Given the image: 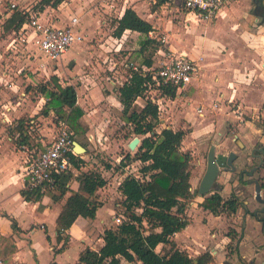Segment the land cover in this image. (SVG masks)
<instances>
[{"label":"rangeland","instance_id":"374dc122","mask_svg":"<svg viewBox=\"0 0 264 264\" xmlns=\"http://www.w3.org/2000/svg\"><path fill=\"white\" fill-rule=\"evenodd\" d=\"M39 1L25 0L24 4L33 8L38 6ZM94 2L95 0H62L61 5H58L59 8L54 7V10H50L42 18L52 22L59 18L68 19L74 15L79 17L80 23L77 29L81 28L84 39L82 43L72 47L71 53L55 62L45 60L30 42L22 43V45L17 43L18 48L23 50L21 61H16L21 65L15 66L17 63H11L7 69L5 66H0L3 68L0 69V129L3 128L2 132L11 136V133L16 131L19 118H24L23 127L27 133L30 131L35 136L39 135L44 142H47L52 136L56 117L53 111L47 115L42 113L47 100L42 87L52 86V75L58 76L62 86L67 83L73 84L85 116L82 117L83 121L80 119L85 132L78 135L76 139L86 146V151L79 153L83 160L82 166L71 172L70 179L77 180V176L80 177L83 172L100 173L106 180V184L97 189L98 199L105 203L111 202L115 208L112 216L122 215L124 219L126 215L121 204L123 195L118 187L120 174L128 171L139 174L144 163L138 160L136 154L138 146L134 149L128 147V142L137 135L133 131V125L126 118L131 109L123 113V104L121 102L120 105L116 104L115 97L119 99L117 88L130 71L128 69L130 63L134 61L139 65L148 58L153 62L160 54L157 53V49L167 52L168 49L164 46L167 41H171L175 47L183 44L185 50L193 54L203 49L208 58V75L205 72L204 81L208 79L211 89H206L208 83H204L198 96H194L192 103L199 104L204 115H197L194 106H188L187 98L183 95L174 102L166 104L160 112L157 130L167 126L186 131L182 149L191 153L190 171L194 176L199 177V180L205 171L206 155L211 144L216 147V158L221 170L227 166L228 153L236 152L237 157L233 161L236 169L221 171L211 192L222 189V192L225 190L228 196L231 191H234L240 202H245L246 198L251 196L254 199V186L248 180L258 179L259 182L262 181L261 187L264 186V154L260 150L264 147V101L252 95L249 92L251 90L245 87L247 89L245 92H249V95L246 101L242 102L239 89L237 86L232 88L230 82L257 87L260 81L255 76L262 68L263 56L257 51L252 56L248 47L264 48L263 39L260 40L255 35L263 29L252 19L243 24L254 34L247 33L237 24L224 27L216 34L219 30L210 29L211 23L208 28L202 22L192 25L187 23L188 12L182 7H174L171 11L170 6L161 9L156 4H148L147 0H135L133 5L141 9L148 8L149 19L151 18L150 20L158 26L155 30L157 33L152 34L156 36L153 38L154 42L148 44L140 53L138 52L140 42L146 37L142 38L141 35L131 31H125V35L120 37L114 36V12L112 11V15H109L110 11L103 13V18L99 12L92 11ZM9 3V0H0V10L3 13L6 12L3 11L4 8L10 7ZM117 3L118 8L124 5L123 0H117ZM12 36H14L13 33L5 39L4 36L0 37L1 46L6 44L9 46ZM161 45L166 50H163ZM44 60L45 65H39V62ZM245 74L246 78H249L251 74L254 76L248 80L244 78ZM218 77L224 87L225 84L231 85L230 92L233 95L225 93L224 97L218 96V91L212 87L215 86L214 82ZM237 94V101L235 99L230 101L231 96H237ZM145 96H141L142 99L136 98L133 107H141L146 100ZM240 101L242 105L253 106L252 103L258 105L261 102L262 105L249 110L245 106L240 108ZM242 107L247 111H243ZM37 111L41 119L32 115ZM91 127L93 131L88 133ZM86 134H89L91 140ZM138 137L141 139L143 136ZM237 139L242 145L237 143ZM140 141L137 145L141 143ZM259 156L263 158L261 166L252 175L243 172L240 176L241 170L248 171L252 166L259 164ZM114 218L113 225H115ZM233 230V227L228 228V233L232 236Z\"/></svg>","mask_w":264,"mask_h":264},{"label":"crops","instance_id":"0c3cea01","mask_svg":"<svg viewBox=\"0 0 264 264\" xmlns=\"http://www.w3.org/2000/svg\"><path fill=\"white\" fill-rule=\"evenodd\" d=\"M123 1L124 5L118 8L117 0H95L92 11L99 12L102 17L103 13L110 11L109 15H112L113 11L116 27L117 20L122 16L124 10L126 8H131L139 17L150 22L153 29L149 31L148 34H142L135 30L125 29L121 35H125V31H131L141 35L142 38H155L156 36L154 37L152 34L154 32L157 33L155 30L158 28V26L150 20L151 18L149 19V16L147 15L148 8L143 7L141 9L133 5V1L135 0ZM9 2V4L14 3L16 7L4 8L3 11H6L4 13L0 10V37L4 36V39L7 38L8 35H10L13 31H4L2 29V23L4 20H6L12 14V12L17 9H32L31 6L29 7L24 4L25 0H9ZM61 2L56 6L58 7V5H61ZM179 2L180 0H166L161 4H157V0H147L148 4H156L157 6L161 7V9L170 6L171 11H173L174 7H180ZM34 3H36V1ZM171 4L173 5L171 6ZM56 6L44 5V8L40 10L42 17H44L50 10H54V7ZM37 7L38 6H33L34 9H38ZM261 7L263 10L259 9L260 7H258L256 4V0H233L229 2L224 8H222L216 18L210 21L200 20L192 13L188 12V20L186 22L191 25L193 23L202 22L203 24L207 25V28L211 23L210 29L219 30L216 31V34L221 32L224 27L237 24L243 30L245 29L247 33L249 32L250 34H254L251 29H246L243 24L253 19L256 24L263 29L262 32L255 35L260 40L263 39L262 41L264 42V20H260V15H264V6L261 5ZM100 9L101 11H99ZM149 14L152 15L150 12ZM71 17L68 19L59 18L58 20L56 19L52 22L49 20L48 21L56 26H63L69 22ZM75 30L79 33V35L82 36V39L80 41L74 42L63 56L71 53L70 50L73 49L72 47L82 43L84 39L81 28L77 29L76 26ZM164 46L168 50L186 54L187 56L196 59L199 62L201 66L200 75L192 80L184 96L187 98L188 106H194L195 113L197 115H204L203 109L201 107L202 113L199 114L197 111L199 104L195 105L192 103L194 96H198L204 83H208V85L206 84V89H211L208 79L206 82L204 81L205 72L206 75H208V58L204 54V50H198L197 53L193 54L192 52H187L183 44L175 47L171 41H167ZM18 47L19 45H17V47L14 49H10L7 44L6 46H1L0 44V50H2V52L0 51V66H5L7 69L11 63L16 64L18 61H21L20 57L22 56L21 53H23V50ZM162 47L163 46L161 45V48ZM165 47H163V50ZM248 48V51L249 53H252V56H254L256 53L255 51L261 53L263 56L262 68L260 72H257V76H255L260 82L257 83L256 88L250 85V87L246 86L245 84L240 85L234 81L230 82L232 85L230 86L232 88H236L237 86L240 91V99L242 102L246 101V97H248L249 92H251V94L256 97H260L261 100L264 101V48ZM158 50L160 49H157V51ZM132 63H134V61ZM20 65L21 63L19 62L15 66ZM140 65L146 64L143 62L139 64V66ZM0 69L2 70L3 68ZM253 76L251 74L249 78H246L245 74L244 78L250 80ZM214 85L215 86L212 87H214L215 91H218L219 97H224L225 93H231L230 86L225 84L226 86L224 87L223 82L220 83L219 77L217 80H215ZM245 87H248L251 91L248 93L245 92V90H247ZM119 88L120 86L117 88L118 93ZM254 88L258 90H256L258 93L254 91ZM231 97L232 98L230 101L234 99L237 101L236 97H238V94L237 96L234 95ZM116 98L117 97H115L116 104L120 105L119 99ZM138 98L142 99L141 96H138L137 99ZM241 101L239 103V107L241 108V106H245L247 109L249 108V110L258 108L260 104L262 105L261 101V103H258V105L252 103L253 106H250L251 104L242 105ZM77 104L82 107L78 98ZM202 105L205 106L204 104ZM246 108L242 107L243 111H247ZM32 115H36L38 119H41L38 111ZM82 117H85L84 113ZM82 117L80 118L81 121H83ZM50 129L52 130V128ZM173 129H175V127H173ZM2 130L3 128L0 129V237H10L16 247L14 252L9 257L10 264H74L78 261L81 251H83L85 248L88 247L92 250L98 251L104 244V229L114 226L113 217L116 216H112V213L115 212V208L112 206V203L103 202V205L98 207L94 218L78 216L68 229L60 233L59 237L57 217L65 203L67 196L70 195L72 191H77L79 189V182L76 179H69L66 184L69 190H67L64 195H58L57 192H54L41 195V197L36 201L25 199L23 194L25 188L18 174V169L22 164L24 155L23 149L21 148L22 144H18V138L14 136L16 132H12L10 136L6 133H3ZM91 130L93 131V127H91L87 132L89 133ZM30 135L32 134L30 133ZM29 140L31 143L36 141V139L34 140L32 136H30ZM120 176L121 177L118 182L119 185L126 177L123 173H121ZM199 181V177L194 176L191 173L190 190L193 194V197L188 201L183 212L181 213L183 218L187 220V225L171 236V239L174 240L176 244V248L187 252L189 257L193 258L194 262H196L197 257L201 253L208 251L212 256V261L209 264H264V221L262 220L264 218V203L257 201L255 198L253 199L251 196L247 197L245 202H242V204L233 214H227L226 212L217 215L213 214L210 210L203 208L200 204L206 195H199ZM251 184L254 186L253 183ZM263 187H261L262 198H264ZM216 191H220L223 197L228 194L225 193V190L222 192V189H216ZM253 196L255 197V194ZM229 227H233L234 229L233 236L232 234L228 233ZM161 247L162 245L159 244L156 249L159 250ZM0 261L2 264L5 263V261L1 259V255ZM118 264L142 263L138 260L127 261L124 258H120Z\"/></svg>","mask_w":264,"mask_h":264},{"label":"trees","instance_id":"16d2710c","mask_svg":"<svg viewBox=\"0 0 264 264\" xmlns=\"http://www.w3.org/2000/svg\"><path fill=\"white\" fill-rule=\"evenodd\" d=\"M62 0H40L38 9L44 5L56 6ZM166 0H157L161 4ZM25 14L15 10L2 23L4 31L18 30L22 25ZM125 29L135 30L142 34L151 31L152 24L141 17L131 8H126L117 20L114 36L120 37ZM153 38L146 37L140 42L138 52L153 43ZM144 63L149 66L152 61L148 58ZM149 76L141 71H133L131 78L119 88V101L123 104V113L127 109L131 112L126 117L133 125L137 136L142 135L136 154L144 164L141 173L148 174V179H140L134 175H127L119 185L123 195L121 204L124 208V218L121 223L105 228L103 232L104 244L98 251L85 248L74 264H118L120 258L127 261H140L142 264H209L212 256L208 251L201 253L196 262L187 252L176 248L171 236L187 225V220L181 213L185 205L193 197L190 190V162L192 155L182 149V141L186 134L183 129L163 127L157 130L159 124L158 109L155 103L146 99L141 107H133L138 96H142L146 89ZM52 86H43L44 96L47 98L42 113L47 115L53 111L56 119L67 122L76 137L85 132L80 118L84 110L77 104L75 87L71 84L61 85L58 76H51ZM167 94L173 96L170 88ZM55 120V121H57ZM24 118H19L16 125V137L19 143H31L30 135L25 130ZM149 134V135H147ZM33 144L40 145L39 141ZM85 148L86 146L82 144ZM82 163V158H79ZM74 163L77 164L75 160ZM72 171L57 176L56 191L64 195L69 188L66 186ZM241 180V178H240ZM79 189L67 196L57 217V227L60 233L68 229L78 216L94 218L98 207L103 202L96 195L97 189L106 184L100 173L83 172L79 177ZM25 199L38 200L42 194L37 190L25 188ZM201 206L213 214L226 212L233 214L242 204L238 195L231 193L223 197L220 191L210 192L201 201ZM260 219V218H259ZM261 220V219H260ZM264 221V218L262 219ZM161 244V249L156 247ZM16 249L10 237H0V255L10 264L9 257Z\"/></svg>","mask_w":264,"mask_h":264},{"label":"built area","instance_id":"2783aa9c","mask_svg":"<svg viewBox=\"0 0 264 264\" xmlns=\"http://www.w3.org/2000/svg\"><path fill=\"white\" fill-rule=\"evenodd\" d=\"M231 1L233 0H180L179 3L180 7L198 19L210 21L216 18L222 8ZM10 7L15 8L16 5L11 3ZM17 10H20L26 17L20 28L11 32L14 36L8 44L10 49L16 48L18 44L30 42L45 60L57 62L74 42L82 39V36L75 30L79 23L78 16H72L69 22L63 26H56L48 19H42L39 9ZM157 53H160L158 58L149 66L130 63L128 65L130 71L125 75L120 86L131 78L133 71H141L149 76L150 79L145 84L146 89L143 95L156 104L159 116L166 104L174 102L186 94L192 80L200 75L201 66L196 59L186 54L172 50L165 52L161 49ZM45 60L39 62V65L44 66ZM166 88H170L174 95L167 94ZM151 92L154 94L151 95ZM197 111L199 114L202 113L200 107L197 108ZM28 134L30 135L29 132ZM30 136L39 141L40 145L33 143L21 145L24 155L18 169L19 178L24 188L37 190L42 195L54 193L58 175L77 170L82 166V163L78 161L82 156L74 150V142L77 141L76 135L66 121L58 119L53 126L52 136L47 142H44L39 135L32 134ZM88 139L91 140L89 136ZM75 160L78 166L74 163ZM127 174L142 180L149 178L148 174L143 176L141 173L132 174L131 171H128L124 176ZM121 216L118 215L114 218L115 225L121 223L123 220ZM0 264H2L1 261Z\"/></svg>","mask_w":264,"mask_h":264},{"label":"water","instance_id":"95a60500","mask_svg":"<svg viewBox=\"0 0 264 264\" xmlns=\"http://www.w3.org/2000/svg\"><path fill=\"white\" fill-rule=\"evenodd\" d=\"M256 4L257 5H263L264 6V0H256ZM260 20H264V15H260ZM140 138L138 136L133 137L129 143H128V147L130 149H134L137 144L139 143ZM237 143L239 145H242V143L237 140ZM74 150L78 153L80 152H85L86 149L85 147L79 143L78 141L74 142ZM261 152L264 154V147L260 148ZM253 154V153H252ZM237 157V153L234 151H230L226 157V164L227 166L223 167V170H231L234 171L236 169L233 161L236 159ZM260 158V162L257 165V167H260L262 162H263V158L261 156H259ZM256 169V167H252L250 168V170H248V174L251 175L253 173V171ZM221 170V166H219L218 162H217V158H216V147L214 144H211L209 146L207 155H206V168L205 171L199 181V185H198V193L199 195L203 196V195H207L208 193H210L213 189H214V184L217 180V177L219 176L220 172L223 171ZM242 171H245V169H243ZM249 182L254 184V191H255V199L261 203H264V198L261 197V182H259V180L257 179H251L249 180Z\"/></svg>","mask_w":264,"mask_h":264},{"label":"flooded vegetation","instance_id":"af4514ba","mask_svg":"<svg viewBox=\"0 0 264 264\" xmlns=\"http://www.w3.org/2000/svg\"><path fill=\"white\" fill-rule=\"evenodd\" d=\"M258 7H260L259 9H262V10H263V8L261 7V5H258ZM263 12H264V11H263ZM252 155H253V154H252ZM257 165H258V164H257ZM257 165L252 166V167H256L255 170H257V169H258ZM252 167H251V168H252ZM249 170H250V169H249ZM255 170H254V171H255ZM254 171H253V172H254ZM243 172H246V173L248 174V171H247V170H245V171H242V170H241V172H240V176H242ZM252 174H253V173H252ZM252 174H251V175H252ZM250 180H251V179H250ZM257 180H258V179H257ZM248 181H249V180H248Z\"/></svg>","mask_w":264,"mask_h":264}]
</instances>
